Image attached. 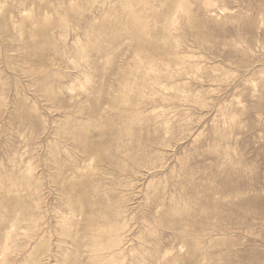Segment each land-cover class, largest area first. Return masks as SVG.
<instances>
[{
	"label": "rangeland",
	"instance_id": "1",
	"mask_svg": "<svg viewBox=\"0 0 264 264\" xmlns=\"http://www.w3.org/2000/svg\"><path fill=\"white\" fill-rule=\"evenodd\" d=\"M0 264H264V0H0Z\"/></svg>",
	"mask_w": 264,
	"mask_h": 264
}]
</instances>
